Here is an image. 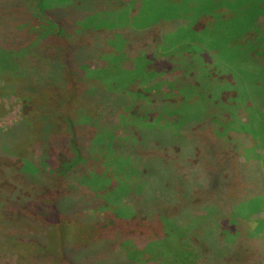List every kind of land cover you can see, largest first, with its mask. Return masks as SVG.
I'll use <instances>...</instances> for the list:
<instances>
[{"label":"trees","instance_id":"trees-1","mask_svg":"<svg viewBox=\"0 0 264 264\" xmlns=\"http://www.w3.org/2000/svg\"><path fill=\"white\" fill-rule=\"evenodd\" d=\"M33 1L19 0L20 12L0 1L8 19H0V96L13 92L22 108L17 123L0 127V205L11 211L0 214V246L24 251L36 264H136L134 250L148 238L138 216L126 219V209L153 206L157 226H184L185 243L196 239L207 259L264 264V46L248 29L260 17L264 27V0H163L164 17L150 26L162 42L186 24L185 9L191 34L219 33L205 49L190 37L187 47L197 57L189 52L190 87L174 88L167 98L159 92L154 106L141 104L140 113L149 110L140 114L145 126L126 131L121 142L107 140L98 123L101 106L123 94L96 78L99 62L91 60L102 62L104 53L89 43L72 48L83 33ZM110 1L103 12L128 10L138 0ZM102 23L113 27L112 44L152 43L148 24H138L137 32L122 26L123 35L115 34L116 17ZM152 54L161 61L154 46ZM189 202L204 214H194ZM238 203H247L250 214L230 220ZM190 218L203 221L194 229ZM249 218L257 226L251 235L234 247L219 243L216 229L245 230Z\"/></svg>","mask_w":264,"mask_h":264},{"label":"rangeland","instance_id":"rangeland-1","mask_svg":"<svg viewBox=\"0 0 264 264\" xmlns=\"http://www.w3.org/2000/svg\"><path fill=\"white\" fill-rule=\"evenodd\" d=\"M0 1H5L10 5L12 4L16 11L20 12V3H17L19 0H16V3L13 0ZM26 1L29 2L31 6L35 5L33 0ZM26 1L23 0L22 4L26 5ZM40 1L48 5L47 9L50 12H55L57 10L55 12V17L63 16L70 20L74 26L73 30L77 32V35L79 32L83 33L84 37L82 36L80 41H77L78 36L75 37V40L72 43V48L83 47L86 43H89L91 45L90 47L97 49V54L104 53L101 54L103 58L102 62H100L101 58L100 60L98 58H92L91 60V65L93 62H99V70L97 69L99 76L96 78L107 88L113 89L119 95L123 93L121 98L118 96L112 97L107 101V104L105 103V106H101L100 108L102 116L98 120V123L99 127L103 129V134L107 140L114 138L118 139L120 136V138L123 139L126 131L128 132L132 129L138 130L139 128L144 127L146 121L140 114L146 113L148 115L149 110L140 113L138 107H141V104L146 106H149L150 104L153 106L158 104L156 103L158 100L154 102L153 98L159 92H162V97L164 96L166 98L174 93V88H181L185 93V88L190 87L189 83L193 80L191 75L193 70H191L190 64L187 63V61L191 59L189 52L193 54L191 48L187 47L190 37L196 38L193 43L196 45L199 44V46L203 44L201 46H204L205 49V47L208 46L207 38H209L211 34L215 35L219 33L212 28L207 30V32L204 31L203 35H201L202 33L200 31L194 32L197 34H191L189 26L190 20L188 18L191 13L185 9L182 11V14L185 18L183 22L186 24H184V26L183 24H180L181 27H179L181 28V31L179 30V27H175V29L169 33L170 36L162 42L163 38L161 39L158 32H150V30H155V27L150 29V26L153 25L158 18L164 17V15L159 17V8H161L160 3L163 0H138L135 3V6L129 7L128 10L123 8L119 11H115L113 8L114 11L110 12H103L106 4L111 3L110 0ZM116 3L117 0H114L113 5ZM120 8H122L121 5L119 6V9ZM4 10L7 11L6 6ZM169 10L170 9H168L167 12H169ZM3 14H5V12H0V19L7 21V16ZM117 14H119V18L117 17ZM101 15L102 17H99ZM115 17L121 21L120 27L117 25V28H115V34H126V31L125 29H122V26L124 28L127 27L129 29L138 30V24H148L146 25V31H149L147 34L153 35L152 38L150 36V42L152 43L146 44L145 42L140 46L137 45L135 47L136 49L132 48V45H130L129 42L123 40H120L115 44L110 43L107 36L109 35L108 32L113 30V27H111L110 24H106L105 21H113V18ZM261 20L260 17L256 23H251L248 28L251 34H253V37H255L254 41H259L261 44V48L258 47L260 50L264 46V27L259 26ZM102 22L105 24L103 25ZM255 26H257V28H254ZM17 29L20 30L19 27ZM185 30H188L189 32H185ZM237 33L238 32L236 31H232L228 34H231L233 37V35ZM207 35L209 36L207 37ZM138 37L146 40L143 33L138 35ZM153 46L158 49V54L162 58L161 61L158 60L160 59L159 57L153 55L154 53L152 54ZM185 54L189 55L186 56ZM194 56L196 57V55L193 54V57ZM155 58H157V60ZM135 60H138V69L135 70V73H132L136 63ZM183 62H186L184 63V66H180ZM8 63H18V61L9 58ZM0 64L4 65L5 63ZM212 66L213 64L211 67ZM94 67L95 66H91V69ZM125 74H130L128 77L130 80L125 77ZM112 78L115 79V81L112 80ZM176 91L177 89L175 92ZM21 109V101L13 92L1 95L0 127L7 129L9 126L17 123L21 119ZM167 110L169 111L168 107H166L165 111ZM157 116L158 114L156 117ZM158 122L160 125H167L166 121L164 123V119H160ZM166 127L173 130L176 128V126L174 127L172 125ZM220 130H222V128H220ZM136 135L137 132L134 131L131 138ZM119 142H121V140H119ZM255 153L256 152L253 150L250 152L252 155ZM241 203H238L236 208L230 211V220H235L237 217H243V219H245L244 217H247L250 214L249 211L244 210L245 204L247 203H244L243 205ZM5 206L6 205L4 204L0 205V214L4 216L11 213V211L6 209ZM189 207H191L194 214H204V209L198 203L190 204L189 202L188 208ZM126 213H128L126 219H132L133 216L139 217L138 220L142 222L141 224L145 232L142 238H148V242L145 241L141 244L138 250H134L136 251L133 253L136 264H227L224 263L222 258L217 256L216 258L212 257V259H207V255H203V253L198 250L201 247L197 246L196 239L191 240L193 244H186L185 242L188 241L184 238L187 236L188 232H184V226L182 230L179 231L175 227V224L171 225L170 228H161L157 226L156 216L154 217L156 210L153 206H141L131 210L126 209ZM202 221V219H189L190 223L195 222V225H191L194 229ZM184 223L188 222L185 221ZM168 224L170 225L171 222ZM214 228L216 229V226H214ZM256 228L255 221L249 218L245 230L241 226L242 230L234 227L229 229V231L223 230L224 232L221 234V231L216 229L215 233L217 234L216 236H218L217 238H219V243L229 247L232 245L231 247H234L237 240L243 237L244 234L251 235L254 232L253 229L256 230ZM178 232H180V234ZM131 244L132 243L129 245ZM16 251L0 246V264H36L29 263L31 255L28 253L21 250Z\"/></svg>","mask_w":264,"mask_h":264}]
</instances>
